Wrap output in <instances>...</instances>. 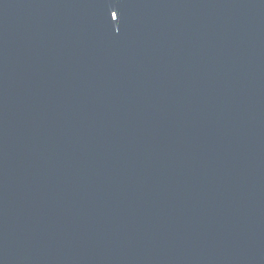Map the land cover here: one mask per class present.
Returning a JSON list of instances; mask_svg holds the SVG:
<instances>
[{"label": "water", "instance_id": "1", "mask_svg": "<svg viewBox=\"0 0 264 264\" xmlns=\"http://www.w3.org/2000/svg\"><path fill=\"white\" fill-rule=\"evenodd\" d=\"M0 264H264V0H0Z\"/></svg>", "mask_w": 264, "mask_h": 264}, {"label": "snow or ice", "instance_id": "2", "mask_svg": "<svg viewBox=\"0 0 264 264\" xmlns=\"http://www.w3.org/2000/svg\"><path fill=\"white\" fill-rule=\"evenodd\" d=\"M118 18V17H117Z\"/></svg>", "mask_w": 264, "mask_h": 264}]
</instances>
